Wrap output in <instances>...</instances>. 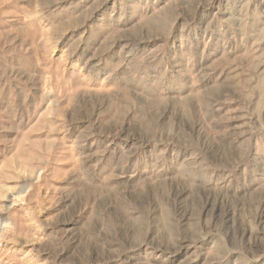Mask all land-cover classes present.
<instances>
[{"label": "rangeland", "instance_id": "1", "mask_svg": "<svg viewBox=\"0 0 264 264\" xmlns=\"http://www.w3.org/2000/svg\"><path fill=\"white\" fill-rule=\"evenodd\" d=\"M0 264H264V0H0Z\"/></svg>", "mask_w": 264, "mask_h": 264}]
</instances>
